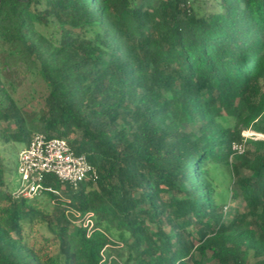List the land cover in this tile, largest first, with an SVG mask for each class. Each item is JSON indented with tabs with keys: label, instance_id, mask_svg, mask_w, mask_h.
<instances>
[{
	"label": "trees",
	"instance_id": "1",
	"mask_svg": "<svg viewBox=\"0 0 264 264\" xmlns=\"http://www.w3.org/2000/svg\"><path fill=\"white\" fill-rule=\"evenodd\" d=\"M234 120L264 136V0H0V146L98 172L1 195L0 264H264V140L235 155Z\"/></svg>",
	"mask_w": 264,
	"mask_h": 264
},
{
	"label": "built area",
	"instance_id": "2",
	"mask_svg": "<svg viewBox=\"0 0 264 264\" xmlns=\"http://www.w3.org/2000/svg\"><path fill=\"white\" fill-rule=\"evenodd\" d=\"M243 137V143L233 144L235 155L245 154L247 139L264 138L253 132H245ZM18 173L21 185L12 195L28 200L42 198L46 194L60 195V190L50 183L51 178L58 180L62 186L73 188L98 180V172L85 154H77L66 139L49 138L42 133H35L20 152Z\"/></svg>",
	"mask_w": 264,
	"mask_h": 264
},
{
	"label": "rangeland",
	"instance_id": "3",
	"mask_svg": "<svg viewBox=\"0 0 264 264\" xmlns=\"http://www.w3.org/2000/svg\"><path fill=\"white\" fill-rule=\"evenodd\" d=\"M231 126L236 130L243 133L245 131V128H241V125L237 121H232ZM264 139V138H263ZM25 148L24 147H17L16 145H1L0 151H1V158L3 163V168H6L4 170L3 174V180L5 185L0 186V196L6 193H14L18 191L21 185V177L18 173V167H19V154L20 152ZM226 172L225 168L223 166H220L217 174V184H218V190L224 197H228L230 195V192L233 190H236V183L235 181H232V183H229L228 177L230 174H224ZM244 176H248V172L243 171ZM233 203L229 202L227 204L226 210L228 212L230 211V207H233Z\"/></svg>",
	"mask_w": 264,
	"mask_h": 264
},
{
	"label": "clouds",
	"instance_id": "4",
	"mask_svg": "<svg viewBox=\"0 0 264 264\" xmlns=\"http://www.w3.org/2000/svg\"><path fill=\"white\" fill-rule=\"evenodd\" d=\"M245 132H253V131H251V130H245V131H243V133H245ZM243 133H242V136H243ZM253 133H255V132H253ZM257 134V133H256ZM258 135H260V134H258ZM261 136H263V135H261ZM264 137V136H263ZM244 138V137H243ZM244 140H245V138H244ZM247 140H252V139H247ZM260 140H264V139H260ZM244 142V141H243Z\"/></svg>",
	"mask_w": 264,
	"mask_h": 264
}]
</instances>
